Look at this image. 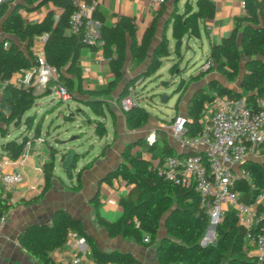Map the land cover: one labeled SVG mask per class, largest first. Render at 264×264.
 I'll list each match as a JSON object with an SVG mask.
<instances>
[{"label":"trees","instance_id":"16d2710c","mask_svg":"<svg viewBox=\"0 0 264 264\" xmlns=\"http://www.w3.org/2000/svg\"><path fill=\"white\" fill-rule=\"evenodd\" d=\"M178 1L165 0L171 4V9L157 40L155 37L158 17L138 39L136 27L129 17L121 16L112 26H106L99 11L95 10L92 13V17L102 23L101 53L112 76L107 89L101 92L86 91L82 87L79 52L88 47L83 43L79 33H68L69 17L74 10L71 0H12L1 3L0 79L8 80L15 74L32 69L35 60L29 47L35 36L46 34L42 47L46 63L56 70L57 79L70 93L71 101L79 102L90 110L93 118L84 111H80L81 116L93 127V134L101 139L107 134L104 119L108 107L103 96L116 90L119 83L127 81L114 99V103L119 106L129 87L148 78L160 68L162 59L170 55L169 42L165 35L168 26L174 40L173 52L179 57L182 41L198 38L199 22L214 16L215 7L211 0H186L181 12L177 9ZM46 4H51L53 9L47 11L41 19L36 22L23 20L20 10L33 12ZM5 41L7 47H3ZM20 45H23V48ZM127 49L134 67L142 64L145 67L139 69L132 77L125 78L124 63ZM205 62L209 64L206 70L189 76L186 81L180 78L174 90L178 98L173 108L177 111L179 102L190 85L210 74L219 77L218 80L209 76L205 88L195 90L188 99L185 125L188 137H197L201 134L202 112L212 103L215 96L233 99L243 97L251 112L255 113L259 109L258 100L264 97V0H243V13L234 18L233 28L227 36L219 43L210 45ZM178 65L179 63H175L168 69L172 77ZM49 94L51 91L46 89L41 96ZM36 97L30 86L16 87L6 84L0 88V139H3L0 148L13 161L21 157L26 142L32 144L41 136L43 117L36 121L35 115L28 113ZM23 109L27 110L22 115L21 123L18 128H14L13 124ZM122 114L129 130L143 128L150 118L146 109L139 104L122 111ZM63 119L65 122H72L75 115H63ZM9 127H12V131H9ZM15 131L19 135L14 133ZM135 145L147 146L145 140L127 145L122 157L123 162L103 179L107 184L116 178L133 186L127 197L119 199L122 211L120 218L114 222L106 221L100 215L98 202H92L96 221L105 229L107 235L121 236L123 239L133 240L145 246L154 244L158 264H254L245 251L246 231L237 225L232 210L227 211L222 220L215 225V240L202 246L200 241L208 227L209 215L200 207L198 194L190 186L167 182L158 173L157 166L149 160L132 155L130 149ZM107 147L102 148L101 155ZM147 147L150 151L155 149L153 144ZM52 151L51 148V155ZM261 153L264 154V144L261 146ZM173 154L163 141V156ZM79 157L78 154L73 168L76 167ZM91 165L92 162H87L75 173L76 183L72 187L73 190H78L82 172ZM242 167L248 175V180L239 179L234 189L241 194L244 201L249 202L258 192L264 191V159L261 162L247 160ZM52 171L51 162L43 165L45 180L43 192L50 188ZM66 175L70 178L71 170L66 171ZM3 194L0 187V218L11 207L6 203ZM165 216L166 219L162 223ZM161 227L165 233L162 236ZM71 232L85 239L95 264L138 263L129 252L101 251L93 238L86 233L83 223L63 209L54 211L50 224L27 226L20 233L18 241L25 252L39 264H56L50 253L61 248ZM145 238H148L149 242H144Z\"/></svg>","mask_w":264,"mask_h":264},{"label":"crops","instance_id":"0c3cea01","mask_svg":"<svg viewBox=\"0 0 264 264\" xmlns=\"http://www.w3.org/2000/svg\"><path fill=\"white\" fill-rule=\"evenodd\" d=\"M85 1L96 4V10L103 15V24L106 26H112L121 16L129 17L136 27L138 39L142 36L145 29L151 25L152 21L158 17V28L155 37L157 40L161 35L162 25L168 18L171 9V4L168 2L159 6H152L150 0ZM182 1L179 0L177 3L179 12L183 10L186 0H184L183 4ZM211 1L215 7L213 18L200 21L198 25L199 37L184 39L181 45V48L183 44L189 48L192 42L198 43L205 58H207L210 45L219 43L223 37L227 36L233 28L234 18L243 13V0ZM51 9H53L52 5L46 4L36 11L27 13L20 10V13L25 22H36ZM165 35L169 42L170 53L166 59L171 61V65H173L177 61L171 57L174 54V40L171 38L170 26H168ZM1 37L2 34H0ZM20 47L23 48V45H20ZM79 64L82 71V87L84 90L101 92L107 89L108 82L112 76L100 51L89 48L81 49L79 52ZM144 67V64L137 68L134 67L127 49L124 63L125 78L132 77L139 69ZM186 67L187 70L182 72L180 76H178V72H175L174 75L186 81L189 76H195L204 71L203 65L196 68L193 64L190 65L188 63ZM209 76L219 80L217 75L210 74L199 82L190 85L179 102L178 110L175 111L173 108V114L168 120L150 116L146 126L135 130H129L126 127L122 111L114 103V99L117 97L123 82L119 83L116 90L109 95L103 96V100L108 107L104 119L107 134L101 139L93 134V127L89 126L88 122L86 123L80 117L81 114L79 116L72 112L75 115V119L70 123H81L82 127L87 124V131H84V126L83 129L75 134L74 130L67 128L63 119V115L66 112L65 105L56 100L52 94H50L53 97L51 104L47 103V101L45 102L46 97L41 96L44 89L33 87L34 95L39 97V103H36L40 105L38 107L45 105L46 110L50 107H55L51 112L56 114L47 124L44 142H33L19 159L15 161L9 159L0 148V174L19 173L23 178V181L10 191H3L6 203L11 207L5 212L4 223L0 227V264H39L20 246L18 237L27 226L50 224L52 215L57 209H63L73 218L79 219L83 223L86 233L93 238L96 246L101 251L110 252L117 250L129 252L138 261L137 264H158L154 244L145 246L137 244L133 240L123 239L121 236L109 237L105 229L96 221L92 202H98L100 215L106 221L114 222L120 218L122 211L119 207V199L127 197L133 186L116 178L112 179L110 184H107L103 181L104 177L123 162L122 157L126 146L138 140H145L149 147L153 144L155 148H160L158 154L150 152L149 148L143 145H135L130 149L132 155L149 160L155 166L158 165L163 156V141H165L170 151H173L174 154L179 153L180 148L170 137L169 122L176 114L186 116L188 99L195 90L205 88ZM171 81L176 83L175 79ZM235 88L237 89V86ZM177 98L178 94H176V100ZM75 103L78 106L77 110L82 108L90 118H93L88 108L82 106L79 102ZM66 106L67 110L71 111L67 104ZM81 126L79 128H82ZM79 132L81 136L77 135ZM159 142H161L160 145ZM104 146L108 147L104 154L101 155L100 153ZM96 147L99 150L92 155L91 150ZM51 148L53 149L52 154H54L53 178L51 179L50 188L43 192L45 186L43 165L51 161ZM71 148L78 154L83 155L79 157L75 171L80 170L87 162H92V165L82 172L78 190H73L72 188L76 183L75 174L72 172L71 177L67 178V175L60 169L61 156ZM79 149L84 150L80 152ZM262 159H264V156L257 161L261 162ZM160 234L161 236L164 235L162 227ZM74 256H80L81 264H95L87 245L83 253H78L66 242L61 248L50 253L51 259L56 264L69 261Z\"/></svg>","mask_w":264,"mask_h":264},{"label":"built area","instance_id":"2783aa9c","mask_svg":"<svg viewBox=\"0 0 264 264\" xmlns=\"http://www.w3.org/2000/svg\"><path fill=\"white\" fill-rule=\"evenodd\" d=\"M12 0H0L1 3ZM152 6H159L165 0H150ZM74 10L69 17L68 33H79L83 43L89 48L101 52L102 23L92 17L97 9L93 2L85 0H71ZM47 35L35 36L29 51L35 60L32 69L21 74H15L8 80L0 79V88L6 84L16 87H40L49 89L56 100L62 104L71 101V95L58 81L54 68L49 66L43 56V44ZM7 47V41L3 43ZM209 67L203 64V69ZM139 82V81H138ZM128 88V92L119 102L121 111L138 105L139 97L135 87ZM258 110L251 112L244 98H229L215 96L212 103L203 110V130L197 137L186 135V116L176 114L170 120L169 132L171 139L180 148V152L165 155L157 165L158 173L174 185L191 187L199 196L200 207L209 215V225L215 226L224 214L232 210L237 225L246 231L245 251L254 264H264V191L258 192L252 201L246 202L241 194L234 189L236 181L247 179L241 163L262 157L261 146L264 144V97L258 100ZM149 141V140H148ZM34 142L43 143L40 136ZM31 146L26 142L24 152ZM191 153H188L190 152ZM188 153V154H186ZM23 181L19 173L0 174V187L4 192L10 191ZM253 188V185L250 184ZM4 216L0 218V227L4 223ZM208 225V226H209ZM66 242L78 253H83L86 241L83 237L71 232ZM144 242H149L148 238ZM204 243H210L203 239ZM57 264H81L80 256Z\"/></svg>","mask_w":264,"mask_h":264},{"label":"rangeland","instance_id":"374dc122","mask_svg":"<svg viewBox=\"0 0 264 264\" xmlns=\"http://www.w3.org/2000/svg\"><path fill=\"white\" fill-rule=\"evenodd\" d=\"M184 3V0L182 1V4ZM22 46V45H21ZM180 55L172 54L171 57H173L174 60H176V63H179L178 68L176 73H182L187 70V65L188 63L190 65L193 64L194 67L198 68L199 66L203 65L206 61L205 55L202 53L200 50V45L196 42H192L188 47H186L184 44L182 48L179 50ZM175 57V58H174ZM172 62L169 61L166 58L162 59L161 66L160 68L151 76L148 78L144 79L143 81H139L138 85L135 87V93L139 97V100L137 101L140 106L146 109V111L149 113L151 117L155 116L158 118H161L162 120H168L172 114H173V107L175 104L176 100V94L174 93V90L176 88V83L179 81V77L174 75L173 77L169 74L168 69L171 66ZM176 80V83L171 81V80ZM165 83L167 86H165ZM46 99L44 100L45 102L51 104V100L53 97L49 94L45 96ZM142 97V98H141ZM39 103V97L37 96L33 106L31 109H29L28 113L34 114L36 117V121H40V119L43 117L42 121V127H41V133L40 135L43 137H46V129H47V124L48 122L54 118L56 113L51 112L55 107H50L48 110H46V106L38 107L40 105L36 104ZM76 103L74 101H69L67 102V105L69 106L71 111L67 110V106L65 105V114L64 115H69L74 112L76 115L79 113L81 114L80 111H83L82 108H80L79 111H77L78 106L75 105ZM183 104V102H182ZM78 114V115H79ZM80 116V115H79ZM82 117V116H80ZM83 118V117H82ZM66 127L69 128L70 130H74V133L76 134L79 130L83 129L85 126V130L87 131V124H84L83 127L81 126V123H70V122H65ZM82 128H79V127ZM9 131H12V127H9ZM21 130H19L20 133ZM14 133H19L15 131ZM32 134V133H31ZM78 136H81V133L79 132L77 134ZM0 141H3V139H0ZM77 142V141H75ZM80 142V141H79ZM161 142H159V145ZM87 147V146H86ZM85 147V149H86ZM84 149H79L80 152H82ZM99 149L94 148L91 150L92 155L97 153ZM160 151V148L156 147L155 149L151 150L150 152L154 154H158ZM81 157L83 156L82 154H79ZM264 156V155H262ZM262 157L258 158L260 160ZM75 172H73L74 174ZM68 178V177H67ZM209 225V224H208ZM212 225H209L207 229L205 230V233L201 239V241L204 239L207 242H213L215 240L214 236L209 237V228ZM200 241V243H202Z\"/></svg>","mask_w":264,"mask_h":264},{"label":"water","instance_id":"95a60500","mask_svg":"<svg viewBox=\"0 0 264 264\" xmlns=\"http://www.w3.org/2000/svg\"><path fill=\"white\" fill-rule=\"evenodd\" d=\"M173 1H176V0H172V2H173ZM164 22H165V21H164ZM163 24H164V23H163ZM126 83H127V81H124V82L122 83V85H121V88H123V87L126 85ZM119 93H120V91H118L117 96H118ZM26 110H27V109H23V110L20 112L19 116L17 117L16 121H15L14 124H13V127H14V128H18V127H19V125H20V123H21L22 115H23L24 111H26ZM70 116H73V114H70ZM188 153H191V151L188 152ZM188 153H186V154H188ZM77 155H78V153H77L75 150H73V149L71 148V149H69L64 155L61 156V158H60V169H61V171H62L63 173L66 174V171H68V170H71V173L75 171V169H76V167H77V164H76V167H75V168H73V166H74V160H75V158H77ZM50 157H51V161H50V162L53 164V161H54V154H52ZM78 161H79V160H78ZM77 163H78V162H77ZM243 163H244V162H243ZM243 163H241L240 166H242ZM76 172H77V171H75V173H76ZM75 173H74V174H75ZM165 219H166V216L162 219V223H164ZM214 228H215V226H213V229H212V235H213V236H214ZM164 234H165V233H164ZM201 242H202V243H200V244H201L202 246L206 245V243H204L203 240H202Z\"/></svg>","mask_w":264,"mask_h":264},{"label":"bare ground","instance_id":"6f19581e","mask_svg":"<svg viewBox=\"0 0 264 264\" xmlns=\"http://www.w3.org/2000/svg\"><path fill=\"white\" fill-rule=\"evenodd\" d=\"M209 229H210V230H209L208 235H209V237H213V235H212V229H213V226H211Z\"/></svg>","mask_w":264,"mask_h":264}]
</instances>
